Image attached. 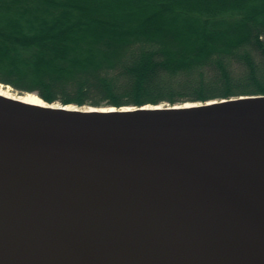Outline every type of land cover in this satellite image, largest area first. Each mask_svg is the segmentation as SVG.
<instances>
[{
	"label": "water",
	"instance_id": "95a60500",
	"mask_svg": "<svg viewBox=\"0 0 264 264\" xmlns=\"http://www.w3.org/2000/svg\"><path fill=\"white\" fill-rule=\"evenodd\" d=\"M27 94L46 105L0 95V264H50L45 237L65 264H110L70 237L115 258L146 249L140 238L43 217L82 210L43 181L98 192L204 264H264V94L121 107Z\"/></svg>",
	"mask_w": 264,
	"mask_h": 264
},
{
	"label": "trees",
	"instance_id": "16d2710c",
	"mask_svg": "<svg viewBox=\"0 0 264 264\" xmlns=\"http://www.w3.org/2000/svg\"><path fill=\"white\" fill-rule=\"evenodd\" d=\"M0 83L98 107L264 94V0H0Z\"/></svg>",
	"mask_w": 264,
	"mask_h": 264
},
{
	"label": "bare ground",
	"instance_id": "6f19581e",
	"mask_svg": "<svg viewBox=\"0 0 264 264\" xmlns=\"http://www.w3.org/2000/svg\"><path fill=\"white\" fill-rule=\"evenodd\" d=\"M0 95L36 105H46L34 94L12 93L2 84H0ZM260 98L264 99V97ZM54 105L58 106L59 104L54 103ZM43 182L50 190L82 209L79 213L54 209L41 210L40 213L43 217L57 216L87 231H113L128 237L140 238L147 244L146 249L140 254L115 258L106 249L102 250L86 240H76L70 237V241L89 259H96L97 262H100L99 259L107 256L110 259V264H204L188 245L175 238L163 226L152 220L139 218L123 211L116 203H112L98 192L49 181ZM16 234L21 235L22 238L25 236V231L21 227H16ZM39 239L40 247L50 264H65L60 254L54 253V248L46 237Z\"/></svg>",
	"mask_w": 264,
	"mask_h": 264
},
{
	"label": "rangeland",
	"instance_id": "374dc122",
	"mask_svg": "<svg viewBox=\"0 0 264 264\" xmlns=\"http://www.w3.org/2000/svg\"><path fill=\"white\" fill-rule=\"evenodd\" d=\"M0 84H2L3 87H4L5 89H9L10 92H12V93L27 94V93H20L19 91H17V90H16L13 86H11V85H6V84H4V83H0ZM58 104H59V103H58ZM163 104L168 105L169 103H163ZM71 105H73V104H71Z\"/></svg>",
	"mask_w": 264,
	"mask_h": 264
}]
</instances>
